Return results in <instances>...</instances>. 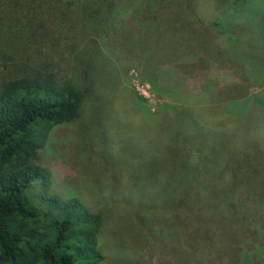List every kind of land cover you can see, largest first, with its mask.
Segmentation results:
<instances>
[{"label": "rangeland", "instance_id": "1", "mask_svg": "<svg viewBox=\"0 0 264 264\" xmlns=\"http://www.w3.org/2000/svg\"><path fill=\"white\" fill-rule=\"evenodd\" d=\"M190 3L116 1L122 25L100 36L111 83L97 98L82 83L83 115L40 150L54 187L102 216L98 264H264V0L227 7L218 30ZM58 71L79 79L65 58Z\"/></svg>", "mask_w": 264, "mask_h": 264}, {"label": "trees", "instance_id": "2", "mask_svg": "<svg viewBox=\"0 0 264 264\" xmlns=\"http://www.w3.org/2000/svg\"><path fill=\"white\" fill-rule=\"evenodd\" d=\"M116 1L0 0V264H98L104 259L98 246L102 216L54 187L39 153L55 126L83 115L84 83L93 98L98 97L93 85L111 83L100 36L122 25L125 15L116 13ZM245 2L232 0L229 5L223 0L213 13L205 9L212 0H191L187 7H193L199 23L218 30L219 23L211 26L210 21ZM255 21L240 28L253 29ZM237 25L228 29L235 31ZM227 43L218 48L220 56L232 48L230 39ZM228 54L235 63L236 55ZM64 58L79 79L59 76ZM103 106L91 123L100 121ZM200 155L203 163L210 162L211 149ZM180 198L163 202L174 206ZM190 200L181 198L189 205ZM198 221L199 216L194 219Z\"/></svg>", "mask_w": 264, "mask_h": 264}]
</instances>
